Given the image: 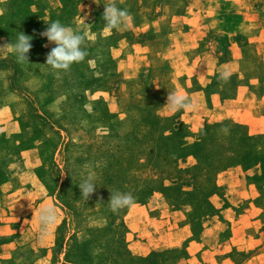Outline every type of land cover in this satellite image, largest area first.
I'll return each instance as SVG.
<instances>
[{"label": "rangeland", "instance_id": "rangeland-1", "mask_svg": "<svg viewBox=\"0 0 264 264\" xmlns=\"http://www.w3.org/2000/svg\"><path fill=\"white\" fill-rule=\"evenodd\" d=\"M105 2L0 0V45L32 37L29 62L0 52V106L18 119L0 132V264H264V124L212 117L240 92L264 97L260 29L242 25L260 26L264 0H115L132 22L108 34ZM194 6L216 26L173 48ZM57 20L87 43L68 71L45 65ZM176 89L198 109L168 112ZM116 190L134 205L113 213Z\"/></svg>", "mask_w": 264, "mask_h": 264}, {"label": "clouds", "instance_id": "clouds-1", "mask_svg": "<svg viewBox=\"0 0 264 264\" xmlns=\"http://www.w3.org/2000/svg\"><path fill=\"white\" fill-rule=\"evenodd\" d=\"M105 21L103 31L110 33L113 29L128 28L132 22V17L126 9L119 8L115 0H106L104 3V12L102 16ZM48 27L41 33L47 38L49 43L55 45L47 54L45 65L53 70L68 71L73 63H80L89 55L85 34L81 30L70 25H64L60 21L47 22ZM32 37L22 32H18L15 42L0 45V52H11L19 62H29L27 54L32 47ZM47 46V45H45ZM94 63V61H89ZM230 73L224 71L220 78L227 80ZM170 113L180 110L196 111L199 107L198 102L189 97L182 90L176 89L168 91L167 101L164 105ZM81 196L87 201L96 190L94 176L89 175L82 178L78 184ZM108 205L113 213H118L124 208H130L135 203V198L130 192L110 191ZM39 221L46 229L56 222L55 209L46 206L40 210Z\"/></svg>", "mask_w": 264, "mask_h": 264}, {"label": "crops", "instance_id": "crops-1", "mask_svg": "<svg viewBox=\"0 0 264 264\" xmlns=\"http://www.w3.org/2000/svg\"><path fill=\"white\" fill-rule=\"evenodd\" d=\"M239 3L242 0H234ZM207 3V2H206ZM208 7L212 8L211 5ZM202 14H201V13ZM207 13V16H204V13ZM184 16H176L174 21L178 22L176 26L174 24V31L172 36H178V41H174V47L185 49L184 44H186L187 40L192 38H198L199 33H204L206 35V29L209 25L211 27L216 26L217 20L214 19V15L210 11H203L202 8L194 6L189 12ZM253 14V13H250ZM212 18V19H211ZM207 20H210V23H206ZM259 19L257 17H253L252 15L247 16L242 20V25L250 26V27H258L260 32L256 34H251L254 38L260 40V48L259 53L264 58V20L258 26ZM214 25V26H213ZM241 25V26H242ZM179 38L180 39L179 41ZM172 51H176L173 49ZM184 64V62H182ZM226 116H229L235 121H243L246 122L254 128L258 129L264 124V97L260 98L258 95H255L250 92H240L235 98L230 99L229 101H225L221 108L215 109V112L212 114L213 119H224ZM18 123V119H16V114L14 113L12 107L10 106H0V132H12L15 126ZM4 197L10 196L8 193L3 195ZM5 228L8 225H4Z\"/></svg>", "mask_w": 264, "mask_h": 264}]
</instances>
